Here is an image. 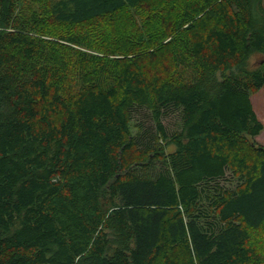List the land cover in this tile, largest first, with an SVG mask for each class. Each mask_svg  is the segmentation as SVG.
<instances>
[{
    "label": "trees",
    "instance_id": "16d2710c",
    "mask_svg": "<svg viewBox=\"0 0 264 264\" xmlns=\"http://www.w3.org/2000/svg\"><path fill=\"white\" fill-rule=\"evenodd\" d=\"M40 1L0 0V264H264V0Z\"/></svg>",
    "mask_w": 264,
    "mask_h": 264
},
{
    "label": "rangeland",
    "instance_id": "374dc122",
    "mask_svg": "<svg viewBox=\"0 0 264 264\" xmlns=\"http://www.w3.org/2000/svg\"><path fill=\"white\" fill-rule=\"evenodd\" d=\"M37 4H33V7L35 9H37L38 13H42L43 8L41 7V1L37 0ZM29 8H32L31 5H28ZM27 7V2H23L21 4V8L22 10H25ZM126 14H130L129 11L126 12ZM136 25V24H135ZM137 25H141L139 23H137ZM144 27V26H142ZM107 28L108 30H110L109 32H112V28H111V24L109 23V21L106 18H98V19H93L91 21H87L85 23L82 24H77L75 27H72V32L74 31H85V30H89V31H96V30H100V29H105ZM46 29L45 34H47L49 37H46L48 40H51L53 42H61L60 40H55L53 37L56 38V35H58L60 33V31L65 30V27H59L57 25H49L48 27H43L42 31ZM108 32V33H109ZM149 32V30H145L144 32L142 30H140L139 28H137L136 26H130V27H126L125 28V24L119 28L118 32L116 34H113L111 36H109L108 41H109V46L111 49H102L104 51H102L104 54L107 53L106 50H108L112 55H115L113 53H118L120 57L124 56V52H122L120 50V48L118 47V45L123 44V42H128V40L133 43V40L137 41V36L139 34H147ZM53 36V37H52ZM127 36H131V39H129ZM100 40V39H98ZM93 43L97 44V37L93 38L92 40ZM57 45H61L59 46V50L61 51V53L65 56V57H69L70 53H69V48L66 45L63 44H59L56 43ZM138 45V44H137ZM137 50H143L142 48H138ZM151 50V49H149ZM147 49V51H149ZM118 51V52H117ZM140 54V53H138ZM133 56H135V54H132ZM258 54H253L252 56H250L249 60H248V66L249 67H253L257 62H258ZM128 58H125L124 60H127ZM144 65V64H143ZM145 66V65H144ZM145 70L148 73H150V71L152 72V69L149 67H145ZM65 87V91H72V85H69L68 83H66L65 85H63ZM250 99L252 102V106L253 109L256 113L257 118L261 121L262 125H263V129L262 131L255 136L254 140L263 145L264 146V85L258 89L255 92H252L250 94ZM162 122L166 128V130L168 131V133H172L174 131H179L180 127H181V119H180V113L178 112V110H171V111H167L164 112L163 116H162ZM130 128H131V133L134 136H142L143 139L147 142H149L152 139V136L154 134V124L150 115V112L142 107H135L132 109L131 111V121H130ZM140 133V135H138ZM142 139V138H141ZM167 151H173L174 150V146L173 145H168L167 147ZM158 164H160L159 161L155 162L154 166L155 169L158 167ZM154 168V167H153ZM230 177L229 172H227L226 174V178L220 180L219 182L227 185V186H234L235 182H231L229 183L228 179ZM258 242L261 246V248L264 250V227L262 228V230L259 232L258 234Z\"/></svg>",
    "mask_w": 264,
    "mask_h": 264
}]
</instances>
